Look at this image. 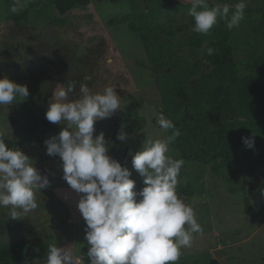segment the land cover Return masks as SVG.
<instances>
[{
	"label": "rangeland",
	"instance_id": "obj_1",
	"mask_svg": "<svg viewBox=\"0 0 264 264\" xmlns=\"http://www.w3.org/2000/svg\"><path fill=\"white\" fill-rule=\"evenodd\" d=\"M210 1L215 6L238 2ZM183 3V0H121L113 4L109 0H91L88 7L72 11L67 17V25L59 29L67 46L78 53H87L91 47L103 43L100 49L103 60L96 69L97 80L90 89L95 93L106 86H113L121 97V110L95 124L94 135L105 134L111 157L116 159L112 153L114 121L134 101H145L140 114L147 121L151 118V125L147 124L141 134L131 135L127 142H122L119 151L120 163L133 172L131 179L136 182L135 191H140L144 183L143 177L132 169L129 151H139L146 136L163 140L167 138V132L160 131L155 123L156 116L160 114L162 95L153 75L149 53H154L156 36L148 37L151 40L146 42L143 32L134 33L127 24L118 20L134 16L137 10L148 9L153 23H164L169 27L173 24V17H180L186 10L185 6H178ZM246 3L245 17L230 36L232 60L216 68L220 73L237 75L238 82L230 95L231 105L227 108L230 113L240 116L247 104L252 83L256 81L253 61L264 55V0H246ZM10 6L11 0H0V79L4 76L30 74L37 77L44 72L51 73L50 66L41 67L34 63L35 50L41 43L36 36L42 31L43 24L37 22L35 26L38 29L32 34H20L9 18ZM170 45L173 52V41ZM9 58L19 68L8 66ZM41 85L40 81L31 82L27 85L30 93L27 100L18 98L12 105L0 106V136L18 144L35 161V167L42 175L51 173V185L36 193V210L21 215L17 220L8 217L6 208H0V218L16 226H31L50 237V244L69 245L73 254L80 256L86 242V224L77 208L80 194L63 179L59 157L48 156L44 143L58 135L65 125L46 120L49 103L40 95L43 90ZM69 98L76 99L78 96ZM169 148V154L174 159H181L171 145ZM189 181L196 186L193 196L186 191L179 197L194 209L203 234L194 236L191 248L181 249L175 264H264V202L257 213L250 215L246 211L247 192L252 190L260 197L257 190L261 187L260 183L254 185L252 177L241 166H233L231 173L225 176L213 172L209 165L185 162L177 187ZM38 264H46V259Z\"/></svg>",
	"mask_w": 264,
	"mask_h": 264
},
{
	"label": "clouds",
	"instance_id": "obj_2",
	"mask_svg": "<svg viewBox=\"0 0 264 264\" xmlns=\"http://www.w3.org/2000/svg\"><path fill=\"white\" fill-rule=\"evenodd\" d=\"M190 2L187 14L194 20L190 31L197 34H208L219 20L225 21L229 31L238 28L247 7L246 0L211 8L208 0ZM28 3L11 0L10 12L18 13ZM214 52L208 49V55ZM89 79L85 77V81ZM75 93L74 82L67 87L60 84L53 92L45 118L52 124L63 122L65 127L44 143L48 156L59 157L63 179L80 194L77 208L86 224L87 259L74 255L69 245L51 243L46 264H175L181 249L191 248L194 236L203 234L194 209L176 191L185 161L174 159L169 145L179 132L163 140L146 136L139 151H129L132 169L144 183L135 191L133 172L108 154L109 142L103 132L94 135L96 122L121 110L116 88L106 86L93 93L83 82L78 98L70 99ZM29 95L27 85L8 76L0 79V106L12 105L18 98L27 100ZM155 123L164 132L175 127L163 113L156 116ZM126 127L122 125L118 132L121 142L130 138ZM242 140L247 148H254V137ZM49 174L42 175L34 160L17 147L9 148L0 136V208L8 210L9 218L19 220L38 208L36 193L50 187Z\"/></svg>",
	"mask_w": 264,
	"mask_h": 264
},
{
	"label": "trees",
	"instance_id": "obj_3",
	"mask_svg": "<svg viewBox=\"0 0 264 264\" xmlns=\"http://www.w3.org/2000/svg\"><path fill=\"white\" fill-rule=\"evenodd\" d=\"M120 1L109 0L113 4ZM208 3L210 8L215 7L210 0ZM90 4L91 0H29L27 7L18 13H11L9 18L20 34H32L38 29L35 26L37 22L43 24L42 31L36 36L41 43L35 50L34 63L41 67L50 66L51 73L9 78L21 85L40 81L43 88L40 95L47 103L60 84L64 87L69 82L76 84V93L71 96H79V86L83 82L92 87L97 80L96 69L103 60L100 50L103 43L91 47L87 53H78L67 46L59 32L67 25V17L72 11ZM178 6H185L186 10L180 17H173V24L169 27L164 23H153L148 9L137 10L134 16L118 20L127 24L134 33L143 32L146 42L151 40L148 37L156 36L155 50L153 54L149 53V62L154 68L153 75L162 95L160 113L175 125L167 131V137L179 132L170 145L186 163L209 165L213 172L225 176L231 173L233 166H241L253 179L257 172L264 170V55L253 61L256 81L252 83L244 111L241 116L230 113L227 107L231 105L230 95L238 77L220 73L216 68L232 60V31L227 30L225 21L219 20L208 34L194 33L190 31L194 20L187 14L191 8L190 0ZM172 41L173 52L170 48ZM209 48L215 49L214 54L208 55ZM7 65L17 67L10 58ZM85 77L90 79L85 81ZM144 102L134 101L114 121L112 153L119 162L122 142L117 139L118 132L122 125L127 126L125 130L130 136L145 131L148 121L140 114ZM245 137H254L253 149L244 145L242 138ZM4 140L9 148L22 150L13 141ZM195 188L189 181L177 187V195L189 191V195L193 196ZM259 193L264 196V179ZM246 204V211L251 215L252 205L248 196ZM49 238L31 226H16L0 218V264H38L46 259ZM86 244L80 253L85 261Z\"/></svg>",
	"mask_w": 264,
	"mask_h": 264
},
{
	"label": "water",
	"instance_id": "obj_4",
	"mask_svg": "<svg viewBox=\"0 0 264 264\" xmlns=\"http://www.w3.org/2000/svg\"><path fill=\"white\" fill-rule=\"evenodd\" d=\"M261 172H264V170H260L253 177V183H254V185H256V180L258 178H260V173ZM261 181H259L258 184L260 183V185H261ZM257 190H259V189H257ZM247 196H248V198L250 200V203L252 205V211H253L252 213L253 214L257 213L256 211H258L262 207V205H263L264 196L261 195L260 197H258L255 193H253L252 190H248Z\"/></svg>",
	"mask_w": 264,
	"mask_h": 264
},
{
	"label": "flooded vegetation",
	"instance_id": "obj_5",
	"mask_svg": "<svg viewBox=\"0 0 264 264\" xmlns=\"http://www.w3.org/2000/svg\"><path fill=\"white\" fill-rule=\"evenodd\" d=\"M263 179H264V172H261V173H260V178H258V179L256 180V185L258 184L259 181H261V180H263Z\"/></svg>",
	"mask_w": 264,
	"mask_h": 264
}]
</instances>
